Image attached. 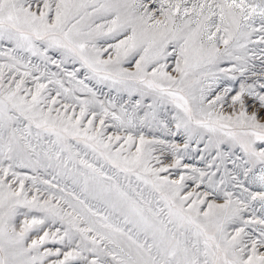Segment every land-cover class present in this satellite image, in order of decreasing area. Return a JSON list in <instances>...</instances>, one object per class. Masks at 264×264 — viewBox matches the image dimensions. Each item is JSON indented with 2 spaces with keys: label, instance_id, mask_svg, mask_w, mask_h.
I'll list each match as a JSON object with an SVG mask.
<instances>
[{
  "label": "snow or ice",
  "instance_id": "snow-or-ice-1",
  "mask_svg": "<svg viewBox=\"0 0 264 264\" xmlns=\"http://www.w3.org/2000/svg\"><path fill=\"white\" fill-rule=\"evenodd\" d=\"M0 264H264V0H0Z\"/></svg>",
  "mask_w": 264,
  "mask_h": 264
}]
</instances>
